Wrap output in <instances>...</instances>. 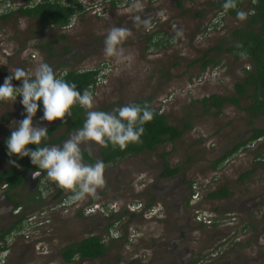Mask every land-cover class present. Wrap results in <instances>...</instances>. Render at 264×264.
<instances>
[{"label": "rangeland", "instance_id": "obj_1", "mask_svg": "<svg viewBox=\"0 0 264 264\" xmlns=\"http://www.w3.org/2000/svg\"><path fill=\"white\" fill-rule=\"evenodd\" d=\"M214 1L139 0L143 11L134 13L129 12L133 0H120L116 7L105 4L104 0H82L85 7L103 2L101 14L84 9L74 16L69 28L50 27L39 35L34 34L37 31L35 20L17 15L0 19V85L16 68L33 73L41 62L49 64L56 75L70 69L101 67L103 75L90 90L94 97L92 110L107 107L111 112L133 100H149L167 116L169 123L183 131L177 140L166 141L154 151L105 167L106 183L98 189L97 198L88 197L70 208L55 206L60 200L54 199L56 188L46 174L39 184L37 182L42 192L41 203L27 201L30 185V188L18 189L19 196L15 199L27 205L23 213L44 209L51 218L31 232L28 239L10 233L5 264H66L60 259V249L70 241L91 234L104 237L109 246L106 253L100 258L75 259L69 264H176L174 247L179 251L184 245L196 249V253L201 252L200 258L207 260L210 253H223L217 264H263L260 245L264 244V142L250 141L214 165L237 142L247 139L252 129L264 127V117H252V113L244 109L250 103L245 97L240 100V107L228 103L218 114L215 108H207L199 102L213 94L234 95V83L243 79V69L247 67L245 61H233L225 54L217 56L210 51L232 29L242 25L241 20L214 8ZM251 1L242 0L240 10L247 12ZM19 2L12 0L10 8ZM6 3L0 0V13L6 11ZM222 13L221 25L219 21L216 23L221 29H214V17ZM137 14L142 19L150 18V27L134 26L133 16ZM114 26L128 28L132 33L122 45L125 55L122 62L104 56L103 41ZM210 26H213L211 30L206 31ZM45 42L53 48L50 57L49 50L43 46ZM207 51L219 63L203 68L201 58ZM12 83L15 87L21 85V81L15 79ZM21 99L22 96H17L14 102H0V153L3 132L15 128V122L26 115ZM42 115L36 113L33 126L50 127L58 122L41 121ZM74 132L64 133L62 127L58 128L52 138L64 137L55 146L63 144ZM99 147L95 143L81 145V149L95 157ZM164 161L170 168H177L176 175L161 177ZM5 165L0 158V168ZM246 172H250V176L241 179ZM179 182L191 184L195 195L191 205L188 203L181 211L176 210L173 203H162L167 199L164 190ZM222 186L231 192L229 198H207L210 191ZM67 195L71 193L63 195L69 200ZM240 202L249 208L240 211ZM137 204L142 210L127 211ZM97 206L109 214H118L119 224L114 227L113 223L107 229L112 218L108 220L100 212L88 215V208ZM7 207L12 211L14 205L5 200L0 188V227L3 228L13 222L4 212ZM116 207L118 211L113 213ZM79 209L83 215L78 214ZM196 211L211 218L212 226H198L193 220ZM185 222L190 225L188 233ZM244 224L252 225L253 230L244 233ZM22 227L21 223L16 229ZM173 238L174 243H171ZM168 243L169 250L164 248ZM200 258L192 254L187 263L194 260L197 264Z\"/></svg>", "mask_w": 264, "mask_h": 264}, {"label": "trees", "instance_id": "obj_2", "mask_svg": "<svg viewBox=\"0 0 264 264\" xmlns=\"http://www.w3.org/2000/svg\"><path fill=\"white\" fill-rule=\"evenodd\" d=\"M5 1V0H3ZM31 0L26 3L17 6L14 10H7L0 13L1 20H7L12 17V15H17L19 17H26L37 22V31L34 34H41L46 28L55 27L56 29L62 30L63 27L67 26L72 17L83 10V5L78 0H40L35 4H30ZM120 0H109V5L112 7L118 6ZM227 0H216L213 2L214 8H217L224 12L225 15L235 17L238 20L237 13L240 12L242 6V0H235V8H226L225 4ZM243 25L236 27L230 31L228 34L231 43H227L224 40H220L212 49L218 55L221 53H227L231 55L234 60L244 58L251 65V70H245L246 76L242 81H237L234 83L235 94L231 96H221V95H209L203 97L199 100L203 106L212 107L216 109V114H218L225 104H233L236 107H240V100L242 98H248L250 103L244 109L250 111L252 117L258 115L264 117V0H252L249 2V12L246 19H243ZM49 50V57L53 52V48L50 43L45 42L43 44ZM38 47V46H36ZM67 50V49H66ZM205 57H210L207 59ZM202 67L205 68L209 64L217 65L219 60L210 55L207 51L201 58ZM66 73V75H64ZM103 75L101 67H95L83 70H67L62 74H58L57 77H63V79L68 83H74L77 90L83 93L84 90L93 89L100 77ZM251 87L252 92L249 93L247 88ZM40 105L37 113H43L42 102H38ZM129 104L135 105H148L149 109L153 113L151 120L143 124L144 132L140 137V141L136 143H129L127 147L121 150L118 146H113L109 144L107 147L100 146L98 149V155L95 157L88 150L82 149V154L85 163L94 164L97 160L103 161L106 167H113L119 162L129 158L135 157L143 152L154 151L159 145L166 141L173 142L177 140L183 133L178 126L169 123L167 116L160 112L159 109L155 108L150 104L149 100H133ZM86 109L80 107L78 104L74 105L71 109V116L65 117V121L59 119L58 122L48 129V138L42 141L39 146L27 145L26 147L35 150L36 147L51 146L59 144L64 137V135L53 137L55 131L62 127L64 133H69L76 131L83 126L84 120L86 118ZM97 111L108 112L107 107H100ZM189 128V125H187ZM14 128L5 130L3 132V138L1 143V161L6 164L4 167L0 168V186L5 184V190H3V195L5 199L14 205L15 207L20 206L21 211L18 219L14 220L12 224L3 228L0 227V249H5L7 247L6 239L7 236L16 228L20 227L23 216L21 212L26 210L27 205L23 206V202L15 199L19 196L18 189L22 188L26 183V174L37 170L36 166L32 165L29 157H19L13 154L11 157L7 154L8 149L6 145L7 139L10 137L11 131ZM264 135V127L252 129L251 135L243 140L237 142L229 151H226L221 157L215 161V165L222 162L227 156L234 153L238 149L244 147L248 142L253 141ZM62 145V144H60ZM59 145V146H60ZM166 154L163 156L165 157ZM9 160L16 161L20 165L19 168L9 163ZM163 172H161V177H172L177 173V168H170L167 161L163 162ZM46 173L42 171L41 176L38 179V184L40 179ZM250 172H246L241 176L242 178H248ZM55 185L54 199L60 198L65 194L66 191ZM36 185L35 191L29 194L27 198L28 202L41 203L42 195ZM191 186V184H190ZM231 196V192L226 186L219 187L210 191L207 194V198L214 200L226 199ZM91 199L88 204L92 203ZM126 211V210H125ZM128 211V210H127ZM79 215H83L81 210H78ZM136 214V213H135ZM133 213L130 215L136 216ZM112 223L107 224V229L113 225V223L120 219L118 214H111L106 219H111ZM117 219V220H115ZM114 240V239H113ZM2 243V244H1ZM109 246L106 245V241L101 234H91L77 241H70L65 244L59 251L60 259L69 264L75 259L80 260H91L102 257Z\"/></svg>", "mask_w": 264, "mask_h": 264}, {"label": "clouds", "instance_id": "obj_3", "mask_svg": "<svg viewBox=\"0 0 264 264\" xmlns=\"http://www.w3.org/2000/svg\"><path fill=\"white\" fill-rule=\"evenodd\" d=\"M225 7L235 8V0H227ZM141 11L143 5L139 0H133L129 12ZM237 16L243 20L247 14L240 11ZM133 22L137 28L151 25L150 18L142 19L138 14L133 16ZM131 35L128 28H110L103 41L105 58H115L117 62H122L125 59L122 45ZM14 79L21 81V85L15 87L12 83ZM17 96H22L20 103L26 115L15 122L16 127L6 141L7 154L9 157L13 154L21 158L29 157L31 164L37 168L31 173L33 179L40 177L41 171L45 172L48 181L71 193V202H79L88 197L97 198L98 189H102L106 183L105 163L100 160L94 164L85 163L81 145L95 143L107 147L111 144L123 150L129 143L140 141L144 132L143 124L153 117L148 105L129 104L114 108L111 112L92 110L93 93L87 89L81 93L74 83L66 82L62 76L58 78L53 68L44 62L39 63L33 73L18 67L4 79L0 85V102H14ZM38 102L43 105L40 120L47 122L57 119L66 122L65 117L71 116L72 107L78 104L87 110L83 126L60 146H42L35 150L27 148L30 144L39 146L48 138L47 127L33 126V118L40 106ZM9 163L20 167L16 161L9 160Z\"/></svg>", "mask_w": 264, "mask_h": 264}, {"label": "flooded vegetation", "instance_id": "obj_4", "mask_svg": "<svg viewBox=\"0 0 264 264\" xmlns=\"http://www.w3.org/2000/svg\"><path fill=\"white\" fill-rule=\"evenodd\" d=\"M3 1V0H2ZM7 3H6V8H5V10L7 11V10H10V6H9V4H10V2L12 1V0H5ZM21 1H23V0H21ZM25 1V0H24ZM248 12H249V4H248V10H247V12H245L246 14H248ZM241 22H242V25H243V22L244 21H242L241 20ZM241 25V26H242ZM223 40V39H222ZM220 41V40H219ZM224 41H226L227 43H231V40H230V38H229V36H226L225 37V39H224ZM221 54H225V55H227V56H229L233 61H245L246 63H247V67L246 68H244L245 70H251V65L246 61V59H244V58H240V59H237V60H234V58L231 56V55H229V54H227V53H221ZM244 69H243V73H244V77L246 76V74H245V72H244ZM243 77V78H244ZM242 81V80H241ZM247 90H251V92H252V89H251V87H248L247 88ZM235 92V91H234ZM255 141H257V143L259 144V143H263L264 142V135L263 136H261V137H259V138H257V139H255V140H253V141H251V142H255ZM248 143H250V142H248ZM248 143L246 144V145H248ZM245 145V146H246ZM244 146V147H245ZM262 158L264 159V156H262ZM29 173H31V172H28V174H26L27 176H26V178H27V180H26V183H25V185L23 186V187H29V185H30V178H29ZM176 175V174H175ZM5 187H6V185L5 184H3V185H1L0 186V188L2 189V191L3 190H5ZM31 187V186H30ZM29 187V188H30ZM20 189V188H19ZM35 191V189L34 190H32V189H30V190H28L27 189V192L30 194V193H32V192H34ZM164 192L166 193V197H167V199H166V203L165 202H162V203H164V204H166V205H170V204H168L167 202H169V203H173L176 207H175V209L176 210H179V211H181V209H183V208H186V205L188 204V203H190V205H191V203L194 201L193 199H190V197L191 196H193V191H192V189H191V186L188 184V183H177V184H175V185H172L171 186V188H167V189H165L164 190ZM5 198V197H4ZM193 198V197H192ZM6 200V199H5ZM7 201V200H6ZM245 205L246 204H242V202H240V204L238 205L239 207H241V209H240V211H243L244 209H248L249 207H245ZM149 208L151 207V205L150 206H148ZM190 207V206H189ZM193 207V206H192ZM16 208V207H15ZM13 211H14V209H12V211H10V208L9 207H7L6 208V210L4 211L5 213H7V215H9L12 219H13V222H14V220H16V219H18L19 218V216H20V214H14L13 213ZM130 212H133V211H130ZM177 212V211H176ZM93 215V214H92ZM192 215H193V210H192ZM260 217H262V215L260 216ZM189 219H190V217H189ZM194 220V219H193ZM186 224H185V227H186V230H187V233H188V231H190V225H189V222H185ZM195 223L199 226H212L211 224H209V225H205V224H201V223H198V222H196L195 221ZM262 226H264V221H263V223H262ZM262 226H261V229H262ZM173 227V226H172ZM172 229V228H171ZM175 229V228H174ZM175 230H178L179 231V228H177V229H175ZM174 230V231H175ZM248 230H253V226L251 225V226H249V225H247V224H244V233L246 232V234H247V231ZM263 230H264V228H263ZM258 233V232H257ZM257 239H259L258 238V236H257ZM170 242L171 243H174V238L173 239H171L170 240ZM163 245H165V243H163ZM169 246V247H168ZM260 247L263 249V251L262 252H260L259 254H260V257L261 256H263V258H264V244H261L260 245ZM164 248H167L168 250L169 249H171L170 248V245H169V243L167 244V246H164ZM181 250H177V248L176 247H174V250H175V252H176V254H177V259L175 258V260L177 261V263L176 264H194L195 262H194V260L193 261H191V262H189V263H187V261L189 260V258L190 257H192V254H193V257L194 256H197L198 255V258H200L201 256H199L200 255V253L201 252H195L196 251V249L194 250L193 248L191 249L189 246H186V245H184L183 247H181L180 248ZM210 254H212V255H210ZM209 255H207V256H209L210 258L207 260L206 258H204V257H202V258H200L199 260H198V263L197 264H213V263H215V264H217V262H221L220 261V259L223 257V253H216L215 255L213 254V253H210ZM261 261V260H260ZM263 261V264H264V259L262 260ZM261 261V262H262ZM186 262V263H185Z\"/></svg>", "mask_w": 264, "mask_h": 264}, {"label": "built area", "instance_id": "obj_5", "mask_svg": "<svg viewBox=\"0 0 264 264\" xmlns=\"http://www.w3.org/2000/svg\"><path fill=\"white\" fill-rule=\"evenodd\" d=\"M19 1H20L19 4L13 3V5L10 8V10H14L17 6L26 3L28 0H26V1L19 0ZM39 1L40 0H31L30 4H35V3L39 2ZM127 1L128 0H124V2H127ZM104 2H105V4H109V0H104ZM81 3L83 5V10L84 9L86 10L85 12L91 11L92 13H96L97 15H100L101 12H102L103 7H100V6H101V3H103V2H100L97 5L96 4H94V5L89 4L86 7H85L83 2H81ZM9 6H10V4H9ZM220 12H223V11H220ZM223 13L220 14L219 16H215L214 17V22H213V26H215L214 29H217V30L221 29V27L216 26V23H217V21H219V23H220V20L223 17ZM73 18L74 17H72L71 22L67 26L63 27L62 29L69 28L71 26V24H72ZM220 25H221V23H220ZM213 26L207 27L206 31H210ZM41 195H42V192H41ZM67 196H70V195H67ZM65 197L66 196H63V197H60L58 199L60 201L55 204V206L57 208L58 207H61V208H64V209H66L68 207L70 208L72 206V204L75 203V202H71L70 200H66ZM192 197H193V200H194L195 195L193 194ZM136 206H135V208H132V206H130L128 208V210L129 211H137L136 209H140V207H141L140 204H137ZM20 211H21V207L18 206L16 208H14L13 213L14 214H19ZM88 211H90L88 213V215H92V214H94L96 212H100V213H103L104 217H106V216L108 217L112 213L111 212L109 214V211H106V209H104L103 207H98V206L95 207V208H91L90 207V208H88ZM117 211H118V208L116 207V209L114 208L113 213H115ZM86 213H84V214H86ZM194 214H195L194 215V220L196 222L201 223V224H205V225L212 224L211 218H209L207 215L201 214L199 211H196ZM21 215L23 216L22 221H21L23 227L21 229H16V230L12 231L11 233L13 235L23 236L25 239H28L31 232L36 231L37 228H39L40 226H42L45 223H47L50 220V218H51L50 214L48 215L46 210H44V209H39V210H35V211L33 210V211H30V212H27V213L26 212L25 213L21 212ZM118 224H119V220L114 222V226H117ZM117 236L118 235H116V237ZM8 240H10V239H6L7 247L5 249H0V264H5V261H6V258H7V254L9 252Z\"/></svg>", "mask_w": 264, "mask_h": 264}, {"label": "water", "instance_id": "obj_6", "mask_svg": "<svg viewBox=\"0 0 264 264\" xmlns=\"http://www.w3.org/2000/svg\"><path fill=\"white\" fill-rule=\"evenodd\" d=\"M25 1H26V0H25ZM34 171H36V170H34ZM34 171H32V172H34ZM32 172H31V173H32ZM31 173H29L30 186H31V189L34 190V189L36 188V185H37V182H38L39 177L33 179ZM41 174H42V171H41Z\"/></svg>", "mask_w": 264, "mask_h": 264}]
</instances>
